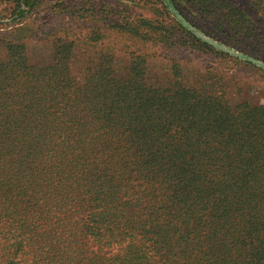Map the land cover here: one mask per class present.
<instances>
[{
	"label": "trees",
	"instance_id": "16d2710c",
	"mask_svg": "<svg viewBox=\"0 0 264 264\" xmlns=\"http://www.w3.org/2000/svg\"><path fill=\"white\" fill-rule=\"evenodd\" d=\"M4 51L0 264H264V106Z\"/></svg>",
	"mask_w": 264,
	"mask_h": 264
},
{
	"label": "rangeland",
	"instance_id": "374dc122",
	"mask_svg": "<svg viewBox=\"0 0 264 264\" xmlns=\"http://www.w3.org/2000/svg\"><path fill=\"white\" fill-rule=\"evenodd\" d=\"M8 43L31 63L66 55L77 81L108 58L116 74L142 65L153 88L264 106V0H0V58ZM86 243L83 256L98 252Z\"/></svg>",
	"mask_w": 264,
	"mask_h": 264
}]
</instances>
